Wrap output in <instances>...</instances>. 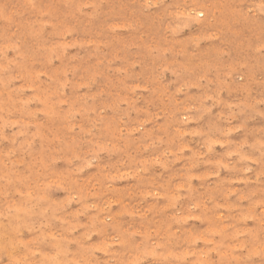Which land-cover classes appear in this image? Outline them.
Returning <instances> with one entry per match:
<instances>
[{"label":"rangeland","instance_id":"obj_1","mask_svg":"<svg viewBox=\"0 0 264 264\" xmlns=\"http://www.w3.org/2000/svg\"><path fill=\"white\" fill-rule=\"evenodd\" d=\"M0 264H264V0H0Z\"/></svg>","mask_w":264,"mask_h":264}]
</instances>
